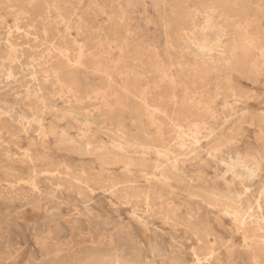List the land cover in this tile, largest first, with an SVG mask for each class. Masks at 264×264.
Wrapping results in <instances>:
<instances>
[{"label":"rangeland","instance_id":"obj_1","mask_svg":"<svg viewBox=\"0 0 264 264\" xmlns=\"http://www.w3.org/2000/svg\"><path fill=\"white\" fill-rule=\"evenodd\" d=\"M124 1L54 0L48 21L65 20L45 41L37 5L0 0V264H264L229 213L239 205L264 225V0ZM67 33L96 42L100 66H78L102 96L94 105L56 84ZM35 80L54 93L43 121ZM69 104L118 107L123 125Z\"/></svg>","mask_w":264,"mask_h":264},{"label":"bare ground","instance_id":"obj_2","mask_svg":"<svg viewBox=\"0 0 264 264\" xmlns=\"http://www.w3.org/2000/svg\"><path fill=\"white\" fill-rule=\"evenodd\" d=\"M127 1L128 0H126L124 2L126 3ZM9 2H10L11 5H13L16 8H21V7H23V6L27 5V4H32V5L35 4V5H37L40 8L41 17H42V20H44V23H45V27H44L45 31H44V35L42 37L43 40H45V41H51L53 39V37L56 35L57 31L59 30V26L65 20V16L61 15L54 22L48 21V14L55 7L54 0H9ZM3 4H4V2H3ZM136 4H137V2H136ZM131 7H133V6H131ZM133 8L135 9V7H133ZM182 30H183L182 25L180 23H177L176 27H175V30L173 32V38L175 39V42L178 45H181L182 43L185 42L184 33H182ZM75 31L78 34H84L85 33L83 30H80V29L79 30H75ZM69 33H67V34L62 36V42L64 44H67L70 47V49H72L73 54L66 56L65 59H61L55 64L54 72H55V77H56V84L63 85L67 89H69L71 91V93H76L80 97L84 98L85 101H86V104H88V106L94 105L97 101L102 99V96L99 94L100 93L99 89H92V88L88 87L87 85H82L80 83V78L78 76V66H83L84 68H88V69L89 68L93 69L95 66H100L99 60L92 53V48L96 45V42L92 41V40H88L85 43L84 42H79L78 43V40H76V39L71 40L69 38ZM143 53H145V54H143ZM146 53L147 52H143V51H138L136 53L137 57H138L137 59H138V62H139L140 65L142 64V63H140L142 61V59H144V60L148 59L149 55L146 54ZM99 71L100 70L98 69V72ZM101 73L103 74L104 78H106V79H109L111 77V76L109 77L110 73L108 72V70L106 68H104V70L101 69ZM32 74L36 77V76H38V71L33 70ZM20 76H21V74H20ZM165 78H166L165 80L167 81V83L170 84V86L168 85L169 86V90L165 89L166 88L165 87L158 94H156V96L162 98V102H166V100L169 97H172L174 95L173 92H172V83H173L172 82L173 81L172 78L170 77V75L168 73L166 74ZM135 83H136V79L133 76H128L124 80V86H125L126 90L128 92H131V93H134L136 91V84ZM10 84H12V83H10ZM31 89H32L31 91H32L33 95L37 97L36 100H37V102L39 103V106H40V111H39L40 113L37 116V118L40 121H43L44 112L45 111H52V110H54L56 108L55 100H53V98H52L53 95H54V93L52 92L53 88L51 87V88L48 89L43 83H40L39 81L35 80L34 84L31 87ZM73 90H74V92H73ZM145 99L146 98H140V100L143 101V104L145 103L146 106H149L148 103H146ZM64 110L66 112H68V113L75 112L80 118L85 119L86 122H91L93 120V118L95 117V115L96 116L101 115V116H104L105 119H107L110 122H112L113 124H115L116 126H122L123 125V116H122V113H121L120 109H118V107H111V108H108V109L105 108L100 113H98V112H95V113H81L80 111L74 110L72 105L69 104L67 106V108L64 109ZM152 111H153V113L160 112L161 111L160 105H153L152 106ZM233 111H235V110H233ZM229 119H231V118H229ZM173 126H174V128H176V137H175L174 141H175V144H178L182 140V133L183 132L179 129L181 127V124L175 122V124ZM163 135H164V133H159V135H158L159 140L160 141L161 140L162 141L163 140L167 141V139ZM169 145L170 144H169V141H168L167 143H165L162 146L163 147L162 149H167V147ZM77 152L79 153V151H77ZM95 155H97V154H95ZM98 155H104V151H101ZM142 163H143V161H142ZM9 171H11V170H9ZM27 176H28V174H27ZM76 178H77V176H76ZM90 182H92V181H90ZM127 184H126V186H127ZM124 190H126V189H124ZM262 197L264 199V187H263V189L260 192V196L257 198V200H256V202L254 204V206L256 208H258V209L261 208V202H262L261 198ZM229 213L233 216V218L235 220H238L240 225L245 227L246 231H248V235L247 236L250 237L251 239H253V241L257 245V249L260 251V255L262 257H264V225L261 226L257 222V220H256L255 216L253 215V213H251L250 211H244L241 207H239V205H235V206L231 207L230 210H229ZM96 259L99 260L100 262L101 261L104 262V264H109V262L111 260L108 256H105L103 258H99L98 257Z\"/></svg>","mask_w":264,"mask_h":264}]
</instances>
